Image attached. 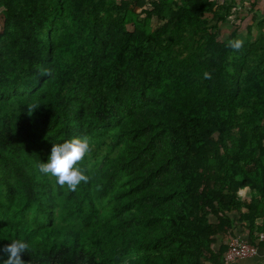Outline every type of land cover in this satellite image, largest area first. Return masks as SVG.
<instances>
[{"label": "trees", "instance_id": "16d2710c", "mask_svg": "<svg viewBox=\"0 0 264 264\" xmlns=\"http://www.w3.org/2000/svg\"><path fill=\"white\" fill-rule=\"evenodd\" d=\"M0 24V264L262 249V8L0 0Z\"/></svg>", "mask_w": 264, "mask_h": 264}, {"label": "built area", "instance_id": "2783aa9c", "mask_svg": "<svg viewBox=\"0 0 264 264\" xmlns=\"http://www.w3.org/2000/svg\"><path fill=\"white\" fill-rule=\"evenodd\" d=\"M240 195L243 198L247 197L244 191H241ZM260 241H264V234L260 235ZM259 253V247L256 244L247 241L239 235L230 242L228 251L224 256V263L231 264L237 260L255 258L259 256Z\"/></svg>", "mask_w": 264, "mask_h": 264}, {"label": "crops", "instance_id": "0c3cea01", "mask_svg": "<svg viewBox=\"0 0 264 264\" xmlns=\"http://www.w3.org/2000/svg\"><path fill=\"white\" fill-rule=\"evenodd\" d=\"M231 1H232L233 6H236V8L239 10L242 8L249 10L251 8V2H253V3L257 4L258 8H262V10L264 12V0H248V2L243 1V0H231ZM244 193L247 195L246 198H249L251 196V195L250 196L248 195L247 190H245ZM244 235H246V236H244ZM240 236H242L243 238L244 237L247 238V233H243V235L241 234ZM261 244L263 247L260 250L259 256L255 257V258L246 259V260H237L231 264H264V241H262Z\"/></svg>", "mask_w": 264, "mask_h": 264}, {"label": "rangeland", "instance_id": "374dc122", "mask_svg": "<svg viewBox=\"0 0 264 264\" xmlns=\"http://www.w3.org/2000/svg\"><path fill=\"white\" fill-rule=\"evenodd\" d=\"M243 1H246V2H248V0H243ZM229 2H230V5L232 6V1L231 0H229ZM239 10V9H238ZM242 10V12H243V14L244 13H246L248 10H246V9H244V8H242L241 9ZM231 22H233V21H231ZM247 22H248V20H247ZM246 22V23H247ZM246 25H245V22H244V24H243V28L245 27ZM0 27H1V24H0ZM229 31L231 32V25L229 24H224L222 27H221V32H222V37H225V36H227L228 35V33H229ZM241 31V30H240ZM253 34H254V39H257V38H259L261 35H262V31L260 30V29H258V28H254L253 29Z\"/></svg>", "mask_w": 264, "mask_h": 264}]
</instances>
